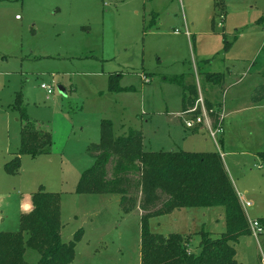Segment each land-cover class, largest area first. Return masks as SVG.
<instances>
[{"label": "rangeland", "instance_id": "374dc122", "mask_svg": "<svg viewBox=\"0 0 264 264\" xmlns=\"http://www.w3.org/2000/svg\"><path fill=\"white\" fill-rule=\"evenodd\" d=\"M202 72L222 73L224 85ZM188 84L215 111L210 120L221 119L215 139L203 124L187 131L179 122ZM259 84L264 0H0V230H17L23 204L42 187L59 197L61 239L81 231L70 264H140L138 199L124 212L117 194L76 192L93 163L87 145L100 140L104 119L114 137L141 131L145 150L218 152L250 228L234 243L235 259L262 264L264 227L254 233L250 225L264 218V99L250 98ZM16 102L49 130L48 153H18ZM15 154L16 169L8 171ZM106 171L108 178L138 175L124 156H113ZM148 226L183 234L198 254L200 231L220 235L224 212L183 207L149 218ZM38 258L25 249L28 264Z\"/></svg>", "mask_w": 264, "mask_h": 264}, {"label": "trees", "instance_id": "16d2710c", "mask_svg": "<svg viewBox=\"0 0 264 264\" xmlns=\"http://www.w3.org/2000/svg\"><path fill=\"white\" fill-rule=\"evenodd\" d=\"M224 43H227L225 38ZM202 76L208 80L210 76L215 83L222 80L220 72H202ZM196 96V85H182V109L191 105ZM250 98L252 102L263 100L264 84L257 85ZM15 105L21 124L18 153H48L51 147L49 130L36 127L26 116L24 108L18 102ZM142 140V132L138 130L114 137L111 122L103 119L100 140L87 145V154L93 163L82 173L76 192L117 194L124 212L134 209L138 199L141 210L140 264H239L235 259L234 243L240 236L250 233V228L221 155L214 151L145 150ZM113 156L135 161L138 175L131 177L122 173L108 178L106 165ZM17 162L15 154L5 169L15 170ZM30 200L32 209L21 213L17 230H0V264H28L23 259L26 248L39 254L36 264H70L81 231L78 230L70 240L61 239L59 197L56 193L38 187L30 194ZM216 205L223 208L225 230L217 237L200 231L198 254L188 251L185 236L179 232L164 235L149 230L151 217L183 207ZM257 221L264 227V218Z\"/></svg>", "mask_w": 264, "mask_h": 264}, {"label": "built area", "instance_id": "2783aa9c", "mask_svg": "<svg viewBox=\"0 0 264 264\" xmlns=\"http://www.w3.org/2000/svg\"><path fill=\"white\" fill-rule=\"evenodd\" d=\"M40 87L45 89L47 94L52 92L51 86L48 84L42 83ZM211 114L212 116L215 115V111L205 104V100H203V97L198 89L197 96L193 103L180 110V112L177 113V116L181 118L183 126L188 129H193L200 124L205 125L211 138L215 139L217 134L222 133L221 119L219 117L216 121L210 120ZM245 204H248V202ZM250 225L254 233L262 232V227L259 225L257 220L250 221ZM261 263L264 264V257L261 258Z\"/></svg>", "mask_w": 264, "mask_h": 264}, {"label": "crops", "instance_id": "0c3cea01", "mask_svg": "<svg viewBox=\"0 0 264 264\" xmlns=\"http://www.w3.org/2000/svg\"><path fill=\"white\" fill-rule=\"evenodd\" d=\"M17 16L15 15V18H16ZM221 84H223V77H222V80H221V82H220ZM224 85V84H223ZM206 88V91H207V87H205ZM206 100H208V99H206ZM211 102H215L214 101V99L213 100H210ZM180 110H182V107L180 108ZM176 114V113H175ZM173 116H174V113L172 114ZM179 119V122L180 123H182V121L180 120V118H178ZM183 125V124H182ZM184 127V126H183ZM185 128V127H184ZM187 131H189V130H191V129H188V128H185ZM198 129H200V128H198ZM195 130H197V129H195ZM195 130H193V131H195ZM220 138L222 139V137L220 136ZM220 139V140H221ZM174 150V149H173ZM23 208H22V210H21V212H25V211H28V209L29 208H31L32 207V204H31V200H30V197L28 198V203H26V204H23V206H22Z\"/></svg>", "mask_w": 264, "mask_h": 264}, {"label": "water", "instance_id": "95a60500", "mask_svg": "<svg viewBox=\"0 0 264 264\" xmlns=\"http://www.w3.org/2000/svg\"><path fill=\"white\" fill-rule=\"evenodd\" d=\"M57 89L60 93H64V89L61 86H58Z\"/></svg>", "mask_w": 264, "mask_h": 264}]
</instances>
